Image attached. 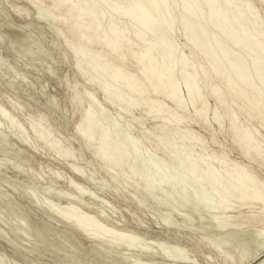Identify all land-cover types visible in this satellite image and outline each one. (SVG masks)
I'll return each instance as SVG.
<instances>
[{
	"label": "bare ground",
	"instance_id": "bare-ground-1",
	"mask_svg": "<svg viewBox=\"0 0 264 264\" xmlns=\"http://www.w3.org/2000/svg\"><path fill=\"white\" fill-rule=\"evenodd\" d=\"M253 1L254 0H24L26 4L34 7L37 10L36 13H37L38 18H41L42 14L46 13V15L44 14L46 18L45 17H42V18L43 19L49 18L48 22L45 21L49 23V25H50L49 20H51L53 23L58 25L57 30L60 31L61 37H63L66 40V42H68L69 39L75 42L74 49H73V46L71 45L72 50L74 51L72 59L73 57L77 56V58L79 57L82 60V61L79 60V62H84L86 64V67H87L86 75L89 74L88 81L92 82V84H94L95 86L99 88L106 102L110 103L112 106L114 105L121 109H125L126 111L124 110L123 113L124 112L127 113V111L129 112L131 108L132 109L139 108L140 111H144L145 112L144 114L149 115L153 120L158 121L157 119H161L162 121H164L160 125V133L157 135L158 140H155L152 143V145L151 143L148 142L150 146H152L151 150L148 149L147 150L148 152L144 150L145 154L143 152L142 154H140L142 156L140 163L136 161L137 164H140L139 167L141 168V170L143 169L142 172L144 171L146 173V174L144 173L145 175L142 178L146 183L148 182V184H149L148 180H151L153 184L152 183L150 184L154 185L152 187H154L155 189L162 188L165 186L164 188L165 190L166 186L167 187L172 186L173 187V189L171 188L172 190L171 189L167 190L169 189L167 188L166 189L167 191L166 190L164 192L161 191L162 193H164V195L162 196H165V199L168 197L173 200L177 199V196H178L179 201L177 200L176 201L179 204V206L175 204V206L177 205L178 207H180V204L182 206V203L185 204V202H183L185 200H181L182 194L180 195V198H179V195H178L179 192L185 193L184 192L185 190L190 189L191 191L189 192L191 194L189 193V195H191V197L189 195L188 196H189V200L191 201L192 199L193 201L191 202L193 207L189 206L192 208L190 209V211L193 210L194 212V210L196 211L198 210L202 214L206 213V215H209L208 222L206 223V225H203V226L206 229L207 235L209 236L213 235L214 237V239L213 237L209 239L211 241L215 240V243L217 244L218 242V245H215V243L213 244L212 242L207 241V237H206V241L203 240V237L201 239H197V238L194 239L196 232L184 233V236H187L186 240L184 238L182 240L180 239L182 237H178V236L174 238L171 237L168 233L174 228L172 226L173 221L171 223L169 221L170 219L168 220L167 218L168 216L167 217L164 216V218L160 219L162 220L160 224L161 229L163 230V234H165L167 238H169L170 236L172 239L170 238L168 241H164L158 237L153 240H148L146 242L147 244L145 243L146 246L142 244L143 247L140 248V251L143 253L142 257L147 256L148 254L147 258L139 257L133 260L132 262L130 260L131 263L128 262V264H197L198 260L194 256L190 257L189 255L186 254V248H188V246H191L193 250L197 252V254H200V256L202 255L203 261L208 264H214L215 260L219 261L220 262L219 264H251L256 261H258L257 264H264V180L259 177V175L257 174V172L255 171L253 167V165L255 164L258 166L264 167V137H261L262 135L258 129H255V128L251 129V124H250L251 122L256 121L261 126V128L264 130V19L260 15V13L257 11V9L255 8ZM261 1H264V0H261ZM44 4H48V5L44 6ZM25 16L28 17V15H25ZM127 20L129 21V23ZM1 25L2 24H0V28H1ZM175 25L177 26L180 25V28L182 30V35L184 36L186 40L184 45L185 47L187 46L189 50L187 54H183L182 52L180 56H179L180 52H178V48L180 47L177 48L176 46L178 45H175L174 42H172L173 35L175 34L174 33ZM25 26L28 28L27 25ZM47 29H48V26H47ZM58 31H55V33L57 32L58 34ZM0 41H3V40L1 39ZM57 41L58 40H56V42ZM66 42L64 43L65 45H67ZM10 43L13 46L11 47L15 48L14 50L16 52L18 51V49H22V52L24 54H19V57L25 56L26 54L28 56V53H31V51H35L33 52V55H35L37 59L39 58L43 59L46 56H49V50L37 38H33L28 35L27 36L19 35L15 37V40L11 39ZM57 43H61V42H57ZM55 44L56 43L50 44V45L54 46ZM55 46L53 48H55ZM65 47H68V45ZM69 50L70 52H73L71 49ZM26 58H24V60ZM52 58H51V61H52ZM31 59L32 58H29V60ZM75 60H74V63L78 62ZM75 64L77 66L78 63H75ZM130 65L134 66L135 68L134 72L132 73L131 71L127 70ZM84 68L82 67L83 71L85 70ZM48 70H51V68ZM52 70L49 71L50 75L52 74L51 73ZM177 71H178V75H176ZM84 72H82V78L84 77L83 76ZM21 75H22V72H21ZM73 75L74 74H72V76ZM25 79L23 78V81H26ZM73 79L74 77L72 78V80ZM46 82H43V83H46ZM66 83L69 84V81ZM72 83L73 84L76 83V78H75V82H72ZM97 83L99 84V86L97 85ZM68 84H66L67 89H68ZM180 85H183L185 87V96L180 94L181 92ZM31 86L33 87V85ZM77 86L78 85H76V89H77ZM79 87L82 88L80 84H79ZM201 89H203L207 94H210L214 98L217 106L227 107L226 110H224V113L226 117L228 118V129L230 130L231 140L233 144L237 146L239 154L248 160L249 165L243 164L233 159H229L228 155L223 151L216 152L212 149H209V147L205 144L203 140L204 138L202 137L203 138L202 139L198 131L196 132L190 126V123H195L199 125L200 127H202L203 129L209 130L208 129L209 127H207L208 125L206 124V123H209L207 121L208 119L206 116V114H208L206 113L207 111V108L205 106L206 100L204 99V93ZM84 91L82 93H85V95L89 97L88 95L90 92L88 91L84 92ZM40 93L43 94V91ZM76 95L77 94L75 93L74 96ZM87 97L85 98V100L87 99ZM72 99L71 101L74 100ZM7 101H9V97ZM89 101L91 103V100ZM51 102L53 103V101ZM77 102L79 101L77 100ZM98 102H94V103L98 105ZM16 105H18L19 107L20 104H16ZM73 105L75 106V103ZM14 106H15V103H14ZM21 106L23 105L21 104ZM21 106L19 107L20 109H21ZM188 106L192 108L191 111L190 109H188ZM232 106L236 107V109L238 110V114L239 113L244 114V116L246 117V121H247L246 124H244L243 122H240L239 116L234 112L235 110L234 108H232ZM94 107L95 105H93V107L91 108L95 110ZM97 108L99 109L102 107L98 106ZM214 108H215V111L213 110L214 113L212 115L213 119L214 121L218 122L217 124L219 126H221L220 119H219L221 116V115L219 116L220 110L218 111V109H216L217 108L216 106ZM121 109L119 110L121 111ZM91 110L90 108L89 110H85L83 117L82 118L80 117L81 121H83L82 123L81 122L80 123L83 125L85 124V126L82 127V125H80L81 127L75 126V128L77 127V132L85 140L90 139L92 137L93 131L95 129L96 131L98 130L97 131L98 132V143H97L98 145L96 144L98 149H95L96 146H94V148L92 146L91 148L92 150L94 149L93 150L94 152H96L95 150H97V153L95 154H97V158L106 165L105 167V169H107L106 171L110 170L108 171L109 174H111V171L118 172L120 169L119 166L121 165L120 159L123 155L122 153L124 152V150L126 151V153L124 154H126L127 156L129 155V158L133 160L138 157L139 153H141L139 151L140 150V146L138 145L139 141H136L137 143H133L135 145L137 144L139 146V149L137 145H136V148L133 146H132L133 148H128L129 146L127 147L124 144V142L117 143L118 141L117 142H115L116 140L113 141L110 136L111 131L109 133L107 128H105L104 125H103L104 127L99 125L97 122L98 120L94 118L93 115L99 114V113H97V111L95 110L96 112L94 114L93 110H92L93 113L91 112ZM0 114L2 117H5L6 115H8V112L1 109ZM101 114H103V112H101ZM72 115L73 114H71V116ZM142 115L140 116L142 117ZM40 116L41 115H39V117ZM105 116H106L105 118H108L107 117L108 115H105ZM30 117H32V115ZM33 118L34 117H32V119ZM103 118L104 116L101 117V119ZM105 118L104 120L106 121ZM111 118L113 117H110V120L112 122L113 120ZM110 120H108V122ZM116 123L114 125H116ZM1 124L2 123H0V125ZM39 124L41 126V123ZM181 124L183 125L180 126ZM31 125L33 127V124ZM16 126L18 127V123ZM12 127H13L12 130L14 129L13 131L15 132L14 126ZM35 128L36 127L34 126L33 129ZM40 128L37 129L38 131L35 129V130H32V132L33 131L37 132L36 134L38 135V133H40L39 131ZM140 128L141 127H139V129ZM22 130H24V132L26 131L24 128ZM19 131H20V128H19ZM133 132L137 133L136 130ZM45 133L44 131L43 133L41 131L40 134L42 135L43 138L41 137L42 139L40 138H37V139L42 140V141L48 140L47 139L48 136L46 137ZM59 133L57 132V134ZM138 133L136 135H138ZM146 133L148 134V132ZM24 135L25 137L28 138V136H26V133H24ZM51 136H54V135H51ZM128 137L130 138V135H128ZM174 137H177L181 141V143H178L174 139ZM93 139L95 138L93 137L92 140ZM164 139H167L166 140L168 141L167 145L163 144L165 143V142H162L164 141ZM120 140H122V138ZM145 140L147 141L148 139H145ZM211 140L215 144L213 131L211 132ZM28 141H31V140H28ZM49 141L50 140H48V142ZM53 141H56L55 138ZM87 141L89 142V140ZM127 141L128 140L126 139V142ZM50 143H48L49 147L51 145ZM128 144L131 145L130 143ZM22 145L24 147L16 146L14 148L13 146L15 145L12 144V142L9 139V136L6 133H1L0 131V156L9 158L10 160L12 159L21 165L27 166L29 171L28 170L26 172L23 171L25 174V177L27 180L34 181V179H36V177L39 174L36 176L35 172L33 171L32 161L30 158L31 153L29 154V150L31 149L33 151H36V150H34V147L30 146V144L27 145L26 143H22ZM88 145H91L90 142L88 143ZM27 147L29 150L27 149ZM57 147H58V150L56 149L57 154H55V156L56 155L58 156V154L61 153V152L58 153L59 149L61 148H59L58 145ZM50 149L52 150L54 148H50ZM70 149L67 148L68 151ZM128 149H133V150L129 152ZM89 150H91L90 147H89ZM53 151H51L52 154H54ZM71 151L73 150L71 149ZM71 151L70 153L69 152L67 153L65 152V153L69 155L71 154ZM156 152L157 153L159 152V154L161 153L165 154L164 157L167 156L169 160L167 159L166 162L164 161V164L165 165L173 164V166H170V167L172 168L174 172L172 173L166 172V170L163 169L168 174L162 173L158 175V173H161V172H157L159 169L158 166L161 162L159 163V161L155 160L154 162L152 161L153 159L151 160L152 157L153 158L155 157L154 153ZM65 153L63 152V154ZM60 155H59L60 157H63L62 153ZM71 155L73 159L74 154H71ZM71 155H69V158ZM65 156L67 155H64L63 158H65ZM157 158L158 157L156 156V159ZM126 159L128 160V162H130L128 157ZM127 160H126V165L128 163ZM9 161L7 160V164ZM132 161L130 163L134 162ZM134 164H132L131 166H134ZM21 165L19 167H21ZM5 166L4 168H6ZM14 166L16 168L17 165L11 164V167H14ZM76 167L73 165L70 166V168L74 170L78 174V176L84 175V173L82 174V172L84 171H82L81 169L82 172H80V169ZM99 167L100 168L102 167V170L104 169L101 164L99 165ZM127 167H130V165ZM134 167L133 169H135ZM79 168H82V167L79 166ZM140 168H137L136 170L138 169L140 170ZM22 169H24V167ZM133 169L131 171H133ZM47 170L46 171L50 173L49 169ZM76 170H79V172H77ZM14 173L18 175L20 173L19 169L18 171L15 170ZM128 173H129V170H128ZM135 173H134V176H136ZM141 173L139 175H141ZM53 175L54 176L57 175V172L56 174L54 172ZM58 177L59 175L57 176V178ZM49 178L50 177H48V179ZM122 178H120V180ZM127 179L129 180L130 178L128 177ZM38 180L42 181L41 178L40 179L38 178ZM90 180L92 179L90 178ZM144 181L143 183L145 184ZM68 182L70 185L69 187L73 189L76 188L79 192L78 194L80 195H86V192L89 190V189L84 190L83 187L78 186L79 183H77L76 181L70 180V178ZM138 182L141 183V181L139 180ZM119 183L123 184L122 182H119L118 180L117 185H119ZM148 184L145 186L150 187L148 186ZM26 186L27 185L24 184L22 188L24 191L28 189V188H25ZM119 186L121 187V185ZM45 187L47 188V186ZM126 187L128 186L126 185ZM46 188L44 190H46ZM141 189L143 191L144 189L146 190L145 187ZM150 189L152 188L150 187ZM153 189L151 191H153ZM44 190H42L41 192H43ZM52 190L56 191L54 188H52ZM118 191L119 190H117V192ZM151 191L148 193H151ZM13 192H15L14 189H13ZM32 192H29L28 194ZM46 192L48 193V191ZM63 192L64 191H62L60 195ZM153 193L154 194L151 193L152 195L149 198H151L152 196L156 198L161 197L158 194H162V193H158L155 191ZM155 193H158L157 194L158 196L157 195L154 196ZM34 195H35L34 197H37L35 192H34ZM67 195L68 194H66L64 198H67L68 197ZM149 195L150 194H148V196ZM71 196L69 197L72 198ZM10 197L12 198V196ZM60 197H63V196L61 195ZM60 197L57 198L58 202H53L50 200L48 201L49 208L47 205V208H48L47 211L53 214L55 213V215H58L59 219L63 220V222L65 223L72 225L73 229L77 231L78 233H82L86 236L89 235V237L91 236V238L93 237V240L95 242H99L101 240H109L111 242H115L118 245H121L123 248H128V250H130L131 248L136 249L141 240H146L142 235L144 233V229H141L140 225H137V227L140 230H142V232L136 229L129 230L126 227H118L116 225L117 222H115L114 220L113 221L109 220V218L107 219L104 216L100 217L101 215L105 214L104 212L103 214H101L102 210L100 211L98 209H94V210L90 209L88 211H81V209L76 207L74 204H71V202H66V204H61L60 200L62 198ZM89 197H90V193H89ZM94 197L97 198L96 196ZM43 198L44 197L42 196V199ZM82 198H83L82 196L81 198L76 197V200L78 199L80 200ZM182 198H184V195L182 196ZM187 198L188 197H185V199ZM34 199L37 200V198H34ZM98 199L99 198H97V200ZM161 199L162 201H164L163 198ZM161 199H159L160 200L158 201L159 203H161ZM122 200H125V199H122ZM152 200H156V199H152ZM99 201H100L99 203L104 202V200L102 199ZM40 202L42 203V201ZM40 202L38 203L40 204ZM44 202H46V199ZM166 202L169 204L168 199L167 201L165 200V203ZM48 203L46 202V204ZM106 205L108 206V203ZM161 206L162 204L160 205V207ZM182 207H180V209ZM10 208L12 209V207ZM169 208H171V206ZM175 209H173V212H175ZM181 211H183V209L180 210L179 212ZM229 212L231 214H228ZM188 213L190 214L189 210H188ZM21 214L22 212L18 213L14 211L15 218L21 219L20 218ZM183 214H180L179 216L181 217ZM191 214H194V213H191ZM195 214H198V217H200L199 215H201L200 213H195ZM112 215H115V214H112ZM192 217H194V215ZM174 219H171V220H174ZM188 219L186 220L188 221ZM189 220L190 222L194 221L192 219H189ZM203 220L205 221L204 216H203ZM182 221H184V219ZM190 222H187V223H190ZM194 222L193 224L195 225ZM18 224L21 225L22 224L21 221ZM185 225L186 224H184L183 227H185ZM192 227L193 225L191 227L189 226V228H192ZM1 231H0V234L3 232ZM36 240L38 242L47 244V239L44 235L41 237H36ZM14 243L15 242L12 241L11 239L7 241V245L11 247L10 251L12 255H9L4 250H0V262H2V264L3 262L4 263L7 262L5 261L6 259H4L3 255L9 256V259H8L9 264H38L34 262L33 259L25 255L23 252L16 250L14 248L15 246L13 245ZM149 245L157 249L154 250ZM146 247L150 248V251H148L149 253H146L147 250H149V248H146ZM151 248L153 250H151ZM91 250H92L91 251L92 255H94V258H98V259L102 258L103 256L102 248L99 245L94 244ZM122 253H125V252L123 251ZM133 255H134V252H133ZM123 257L125 258V256ZM127 257L129 258V256ZM15 258H17L20 261H17ZM124 258L123 260L125 259L127 260V258L125 259ZM156 259H160V261H156ZM67 260H69L70 262V263L67 262L68 264L74 263L72 259H67ZM114 262L115 264H125V262L122 260H114Z\"/></svg>",
	"mask_w": 264,
	"mask_h": 264
},
{
	"label": "rangeland",
	"instance_id": "rangeland-1",
	"mask_svg": "<svg viewBox=\"0 0 264 264\" xmlns=\"http://www.w3.org/2000/svg\"><path fill=\"white\" fill-rule=\"evenodd\" d=\"M263 2L264 1H261V0H254L253 4H254L255 8L257 9V11L260 13V15L264 19V3ZM47 5L48 4H44V6H47ZM0 6H1L0 7V24H2L1 28H0V40L1 39L3 40V41H0V78H1L0 79V110L3 109L6 112H8V115L5 116L6 118L2 117L1 114H0V123H2L0 125V131H1V133H6L9 136V139L12 142V144L15 145V146H13L14 148L16 146L24 147L22 145V143H26L27 145L30 144V146L34 147V150H36V151H33L32 149L29 150L28 147H27V149L29 150V154L31 153L30 154V158H31V161H32L33 171L35 172L36 176L39 174L36 177V179H34V181L27 180L26 177H25V174H24V172H26L28 170L27 166L21 165L18 162L12 160V159L10 160L9 158H5V157H1L0 156V165L2 166L4 164L2 166V168L0 166V175H1L0 176V189L2 188L0 190V231L1 230L3 231V232L1 231L2 235L0 234L1 235L0 236V250H4L9 255H12L11 251H10L11 247L7 245V241L9 239H11L12 241L15 242L13 245L15 246L14 248L16 250L23 252L25 255H27L29 258L33 259V261L38 263V264H68L67 262H69V260H67V259H72L73 262H74L73 264H115L114 260H122V261L125 262V264H128V262L131 263L133 260H135L136 258H139V257L147 258L148 254H147V256L142 257L143 253L140 251V248L143 247V245L146 246L145 243L148 240H153V239H156L158 237L161 240H164V241H168L171 237L174 238V237H177V236L178 237H182V238H180L182 240H183V238L186 240L187 236H184V233L196 232V235L194 236V239L195 238L201 239L203 237V240L206 241V237H207V241H210V242H212L214 244L215 240H212V241L210 240L213 237V235H210L211 237L209 235H207L206 229L203 226V225H206V223L208 222L209 215H206V213L202 214L198 210L197 211L194 210V212H193V210L190 211V209H192L191 207H193L192 204H191V202H193L192 199H191V201L189 200V196L191 197V195H189V193H190L189 191H191L190 189L185 190L184 191L185 193L179 192L178 195H179V198H180V195L182 194L181 195V200H185L183 202H185V204L188 207L189 206H191V207L188 208L184 203H182L183 207L180 204V207H182L180 209V207H178L179 204L177 203V201H179L177 194H176L177 199H175V200L170 199L167 196H166L167 198L165 199V196H162V195H164V193H162V192H164L167 188H169L167 190H170L171 188L173 189L172 186L171 187L170 186L169 187L166 186L165 190H164L165 186L162 187V188H158V189L156 188L157 189L156 190L154 187H152L154 185H152L153 182L151 180H148L149 184L152 183V184L149 185L148 182L146 183L143 180V178H142L146 173L144 171L142 172L143 169L141 170V168L139 167L140 164H137L136 161H138V163H140L141 158H142V156L140 154H142V152L145 154L144 150L145 151H147L148 149L151 150L152 146H150L149 143H151V145H152V143L155 140H158L157 135L160 133V125L164 121H162L161 119H157L158 121L153 120L149 115L144 114L145 113L144 111H140L139 108H133V109L131 108L132 111L130 109L129 112L128 111H127V113L124 112L125 113L124 114L123 111L125 109H121V108H119L117 106H114V105L112 106L110 103L106 102L104 100V98L102 96V93L100 92L99 88L97 86H95L94 84H92V82L88 81L89 80V74L86 75L87 74V72H86L87 71L86 64L84 62H79V60H81V58H79V57L77 58V56L73 57V59H72V56H73V53H74V51L72 50V46H73V49H74L75 42H73L71 39H69L68 42H66V40L63 37H61L60 31L57 30L58 25L53 23L51 20H49L50 25L52 24L51 26L49 25V23H47L49 18L45 19L46 18V16H45L46 13H44L45 15L42 14V17H45L44 19L42 17L38 18L37 17V13H36L37 10L34 7L26 4V2H24V0H0ZM17 10L18 11L21 10V11L18 12ZM1 12H2V14H1ZM19 13H21V14H19ZM24 14L28 15V17H26ZM45 21H47V22H45ZM128 23H129V21H128ZM130 24H131V22H130ZM25 25H27L28 28ZM47 26H48V29H47ZM51 27H52V29H51ZM174 29H175L174 30L175 34L173 35L172 42H174L175 45H178V46H176L177 48L180 47V48H178V52H180V54L178 53L179 56L182 54V52H183V54H187L189 50H188V47L187 46L185 47V45H184L186 40H185L184 36L182 35V30L180 28V25L179 26L175 25ZM40 31H41L42 34L40 33ZM55 31H58V34H57V32L55 33ZM52 32H54V33H52ZM19 35H23V36H27L28 35V36H31L33 38L39 39L47 47V49L49 50V56H46L43 59L42 58L37 59L35 57V55H33V52H35V51H31V53H28V56L26 54L25 56H22L23 58L21 56L19 57V54H24L22 52V49H18V51L16 52L14 50L15 48H12L13 46L10 43L11 39L15 40V37H17ZM53 39L54 40L56 39V40H58L57 42H61V43H57L56 40L54 41ZM60 40H62V41H60ZM51 41H53V42H51ZM8 42H9V44H8ZM65 42L67 43L68 47H65V46H67V45L64 44ZM54 43L58 44V45L55 44L56 46L54 45L55 48H53L54 47L53 45H50V44H54ZM61 44H63V45H61ZM60 47H62V48H60ZM69 49H71L73 52H70ZM181 50H183V51H181ZM67 53H69V54H67ZM63 55H65V56H63ZM64 57H65V59L66 58L67 59L65 60ZM24 58H26V59L24 60ZM29 58H32V59L29 60ZM51 58H52V61L54 63L51 61ZM74 58L77 59V60H75ZM74 60L78 61V62H75V63H78L77 66L74 63ZM14 64H16V65H14ZM81 64H82V66H81ZM83 64H84V66H83ZM82 67L83 68L85 67L84 68L85 72L83 71ZM19 68H20V70H19ZM47 68L48 69L51 68V70L53 69L52 72H51L53 75L52 74L50 75L49 71H51V70H48ZM5 70H6V72H5ZM127 70L131 71V73H132V72H134L135 68H134V66L130 65ZM19 71L22 72V75H21V72H19ZM47 71H48V73H47ZM12 72H13V74H12ZM82 72H84L83 73V76H84L83 78L84 79L82 78ZM72 74H74V75L72 76ZM176 75H178V71H177ZM17 76H18V78H17ZM73 77H74V79L72 80ZM23 78L24 79L27 78V79H25L26 81H23ZM75 78H76V83L73 84L72 82H75ZM85 78H86L87 81L85 80ZM68 81H69V84L66 83ZM43 82H46V83H43ZM65 83L68 84V89H67V85ZM94 83H96V82H94ZM79 84L82 86V88L79 87ZM31 85H33V87ZM39 85H40V87H39ZM71 85L73 87H75V88H73ZM76 85H78L77 89H76ZM97 85L99 86L98 83H97ZM180 88H179L180 91L182 93L184 92L183 94L180 92V94L185 96V87L183 85H180ZM23 90H25V91H23ZM41 90L43 91V94L40 93V92H42ZM84 90L90 92L89 95H88L89 97H87L85 95V93H82ZM201 90L204 93V99L207 101V102L205 101V103H206L205 106L207 108L206 113H208V114H206V116H207V119H208L207 121L209 123H206V124L208 125L207 127H209L208 128L209 130L203 129L202 127H200L199 125H197L195 123H190V126L196 132L198 131V133L201 136V138L202 137L204 138V139L203 138L202 139L204 140L205 144L209 147V149H212V150H214L216 152L223 151V152H225L228 155L229 159H233V160L239 161V162H241L243 164H248L249 165L248 160L245 157H243V156H241L239 154L237 146L235 144H233V142L231 140L230 130L228 129V118L226 117V115L224 113V110H226L227 107H225V106H217L216 103H215L214 98L210 94H207L203 89H201ZM38 91H39V93H38ZM75 93L77 94L76 96H74ZM81 94L82 95L84 94V95L82 96ZM47 95H48L49 98L47 97ZM79 95H80V97H79ZM44 96H46V97H44ZM8 97H9V101H7ZM70 97H72L74 100L72 98H70ZM86 97H87V99L89 98L88 100L87 99L86 100L89 102L90 105L85 100ZM10 99H12V100H10ZM71 99L73 101H71ZM50 100L53 101V103ZM77 100L81 104L79 102H77ZM89 100H91V103L93 101L92 105H91ZM13 102L15 103V106H14ZM73 102L75 103V106L73 105L74 104ZM94 102H98V105L95 104ZM11 103H13V104H11ZM51 103H52V105H51ZM16 104H20L19 107L21 106V104L23 106H21V109H20L18 107V105H16ZM12 105H13V107H12ZM93 105H95V107H94L95 110H96V108L98 106L102 107V108H99V109L97 108L96 111L99 114H101V112H103V114H101V115L95 114L96 111L93 108H91V107H93ZM190 106H188V109H190V111H191L192 108ZM215 106L217 107L216 109H218V111L220 110L219 111V116L221 115L222 118L220 116L219 119H220V123H221L222 127L219 126L217 124L218 122L214 121V119H213L212 115L214 113L213 110L215 111V108H214ZM54 107H56V108H54ZM113 107H114V109H113ZM49 108H50V110H49ZM74 108H76V109H74ZM81 108H83V109H81ZM89 108H90V110L91 109L93 110V112L95 114L93 116H94V118L96 120H98L97 121L98 124L101 125V126L104 125L105 128H107V130L109 131V133L111 131L110 136H111L113 141L116 140L115 142L118 141L117 143H119V142L123 143L124 142V144L127 147L129 146L128 148H133V147L136 148L137 144L135 145L133 143H137L136 141H139L138 145L140 146V150L139 151L141 153H139L138 157L139 156H141V157H139V158L137 157L134 160L130 159L129 155L127 156L126 154H124V153H126V151L124 150V152L122 153L123 155L121 157L122 160L120 159L121 163L119 162L121 164V165L119 164L120 165L119 166L120 169L118 171L120 174L117 171L116 172L115 171H111L112 175L109 174L108 171H110V170L106 171L107 170V169H105L106 165L97 158V154H95V153H97V150H95L96 152L93 151L94 149L92 150L91 147L93 146V148H94V146H96V144L98 143V132H97L98 130L96 131V129H95L93 131L92 137L90 139H86L85 140L77 132V127L75 128V126H80V125H82V127L85 126V124L84 125L81 124L83 121H81L80 117L82 118L83 114H84V111L85 110H89ZM232 108H234V110H235L234 112L239 116L240 122H243L244 124H246L247 121H246V117L244 116V114H241V113L238 114V110L236 109V107L232 106ZM119 109H121V111ZM21 110H23V111H21ZM92 110H91V112H92ZM104 111H105L106 114L104 113ZM71 114H73L74 116L73 115L71 116ZM29 115L30 116L32 115V117H34V118L32 119V117H30ZM39 115H41L40 116L41 118L39 117ZM102 115L104 116V118L106 117L105 115H108L107 117L109 119L105 118L106 121L104 120V118L101 119V117H103ZM140 115H142V117ZM7 117H9V118H7ZM23 117H25V118H23ZM96 117H98V118H96ZM110 117H113L111 119L114 122L115 121L117 122V123L115 122L116 125H114L115 123L113 121L111 122ZM10 118H11V120H10ZM35 119H36V121H35ZM108 120H110V121L108 122ZM141 120H143V121L145 120V121L143 122ZM9 123H10V125H9ZM17 123H18V127L20 128V131H19V128L16 126ZM36 123H38V124H36ZM39 123H41V126H40ZM31 124H33V127H32ZM250 124H251V129L252 128L258 129L260 131L261 135H262L261 137H264V130L261 128V126L258 124V122L254 121V122H251ZM182 125L183 124H181L180 126H182ZM12 126H14V128H15V132L13 131L14 129L12 130V128H13ZM34 126L36 127L35 128L36 130L41 127L39 129L40 133H41V131H42V133H43V131H44V133L46 131L45 135H46V137L48 136L47 139L50 140V141L48 142V140H44L43 139L44 141H42V140L37 139V138L42 139L43 137H42V135L40 133H38V135H37L36 134L37 132H34V131L32 132V130H35V129H33ZM47 126L49 127V129H48ZM22 127L26 130L25 132H24V130H22L23 129ZM139 127H141V128L139 129ZM21 130H22V132H21ZM135 130L137 131V133L139 132L138 135H136L137 134L136 132H133ZM118 131H119V133H118ZM123 131H124V133H123ZM212 131H213V136H214V139H215V144L211 140V132ZM52 132H54V133H52ZM57 132L58 133L60 132V133L57 134ZM125 132H127V133H125ZM146 132H148V134ZM24 133H26V136H28V138L25 137ZM121 133H123L125 136L123 134H121ZM127 134L130 135V138L128 137ZM39 135H40V137H39ZM51 135H54V136H51ZM121 135H122V137H121ZM15 136H16V138H15ZM131 136H132V138H131ZM143 136H144V138H143ZM21 137H22V139H21ZM53 137L55 138L56 141H53L54 140ZM93 137L96 140L93 139L94 140L93 141L92 140ZM120 137L122 138V140H120L121 139ZM123 138L125 139V141H124ZM139 138H140V140H139ZM27 139L31 140V141H28ZM126 139L128 140L127 142L130 143L131 145H129L126 142ZM145 139H148L150 141H148V140L146 141ZM174 139L178 143H181V141L177 137H174ZM87 140H89L91 145H88L89 142ZM166 140L167 139H164V141H162V142H165V143H163L165 145H167V143H168V141H166ZM95 141H97V142H95ZM48 143L51 144L50 147H49ZM84 143H86V144H84ZM57 145L59 146V148H61V149H59L58 153L61 152L63 157H64V155H67L68 157L67 156H65V158L60 157L61 153H59L58 156L57 155L55 156V154H57V150H58ZM51 146H53V147H51ZM88 146L90 147L91 150H89ZM139 146H138V149H139ZM44 147H46V148H44ZM96 147H95V149H98V147L97 148ZM50 148H54V149L51 150ZM67 148L68 149L71 148L73 151H71V149L68 151ZM132 150L133 149H128L129 152H131ZM51 151H53L54 154H52ZM62 151L64 153L65 152L66 153L67 152L70 153V151H71V154H74L73 156H74L75 159L74 158L72 159V155L71 154H69V155H71L70 158H69V155L66 154V153L63 154ZM91 152H92V154H91ZM152 154H153V152H152ZM162 154L163 153L159 154V152L158 153L157 152L154 153V156H155L154 158L155 159L151 156L152 157L151 160L153 159L152 161L155 162V160H156V161H159V163L161 162L160 164L157 162L159 164V166H158L159 169H158L157 172H161V173H158V175L162 174V173L163 174H168L166 172H170V173L174 172L172 170V168L170 167V166H173V164H166V165L164 164V161L166 162L168 158H167V156L164 157L165 154H163V155ZM126 156L130 160V162L132 160L134 162L133 161H132L133 163L128 162V160L126 159L127 158ZM156 156L158 157L157 158L158 160L156 159ZM163 158H164V160H163ZM70 159H72L73 161L70 160ZM7 160L8 161L10 160L12 162L9 161L10 164H9V162L7 164ZM65 160L67 161L68 164L66 163ZM126 160L128 162L127 165H126ZM5 162H6V164H5ZM134 163L137 164V165H135ZM11 164L17 165L16 168H18L19 171H20V173L18 175H16L14 173V171L15 170L18 171V169H16L15 166L11 167ZM100 164L105 169V170L103 169L104 171L102 170V167L101 168L99 167ZM128 164L130 165L131 169H130V167H127V166H129ZM132 164H134L135 167L131 166ZM20 165H21V167H19ZM71 165H73L75 167L77 166L76 168L80 169V172L84 171V172H82V174L84 173V175L78 176V174L74 170H72L70 168ZM4 166L6 168H4ZM79 166L82 167V168H79ZM23 167H24V169H22ZM133 167L135 169H133ZM253 167H254L255 171L257 172V174L259 175V177L264 180V167L258 166L256 164L253 165ZM137 168H140L141 171L139 169L136 170ZM47 169H49L50 173L47 172L48 171ZM81 169H82V171H81ZM127 169L129 170V173H128ZM132 169H133V171H131ZM163 169H165L166 172ZM98 170H99V172H98ZM122 170H123V172H122ZM76 171L79 172V170H76ZM138 171H139V173H138ZM54 172H55V174L57 172V175L54 176L53 175ZM88 172H90V173H88ZM96 172H97V174H96ZM106 172H107V174H106ZM134 173H135L136 176H134ZM140 173H141L142 176L139 175ZM46 174H47V176H46ZM58 175H59V177L57 178ZM128 175H130V176H128ZM113 176L116 177V178H114ZM140 176H141L142 179L140 178ZM48 177H50V178L48 179ZM89 177L92 180H90ZM128 177L130 178L129 180L127 179ZM38 178L39 179L41 178L42 181H39ZM69 178H70V180H73V181H76L77 183H79L78 186L83 187L84 190L89 189L86 192V195H80V194H78L79 192H78V190L76 188H74V189L70 188L69 187L70 185H69V182H68ZM120 178H122V179L120 180ZM50 179H52V180H50ZM115 179H116V181H115ZM117 179L119 180V182L123 183V184L119 183V185H121V187L119 185H117L118 184V180ZM133 179H135V180H133ZM136 179H137V181H136ZM138 180L141 181V183L143 185L140 182H138ZM130 181L132 182V184H131ZM143 181L145 182V184L143 183ZM3 182H4V184H3ZM5 183H6V185H5ZM32 183H34V184H32ZM52 183H54V184H52ZM24 184L27 185L25 188H28L27 190H29V191H27V190L24 191L22 189ZM104 184H106V185H104ZM147 184H148V186H150L152 189L154 188L155 190L153 189V191H151L152 189H150V187L145 186ZM7 185H8V187H7ZM126 185L128 187H126ZM45 186H47V188L49 190ZM43 187H45L46 190H44L45 188H43ZM49 187L51 188V190H50ZM68 187H69V189H68ZM144 187L146 188L147 191L145 189H144V191L141 189V188H144ZM10 188H12V189H10ZM52 188H54L56 191L52 190ZM123 188H124L125 191L126 190L127 191L125 192L123 190ZM148 188H149V190H148ZM13 189H14L15 192H13ZM41 189L44 190V191L41 192L42 191ZM57 189H58V191L61 189L60 190L61 192L64 191L61 194L63 197H60L61 196L60 195L61 192L59 191L60 192L59 193L57 191ZM116 189L119 190V191L117 192ZM201 189H203V188H201ZM32 190H33V192H32ZM46 191H48V193ZM150 191H151L152 194H154L153 193L154 191L158 192V193H162V194L155 193V195H154V196H156L158 194L161 197H157L156 198V197L152 196L151 198H149L152 195L151 193H148ZM29 192H32V193L28 194ZM34 192H35L37 197H34L35 196ZM55 192H57V193H55ZM87 193H88V195H87ZM89 193H90V197H89ZM128 193H129V195H128ZM147 193L150 194V195L148 196ZM63 194H65V195L68 194L67 195L68 199L64 198L65 195H63ZM70 194L73 195V196H71ZM30 195H32V196H30ZM183 195H184V198H182ZM10 196H12V198ZM42 196L44 197L43 198L44 200L42 199ZM69 196H71L73 199L70 198ZM81 196L83 197L82 199L76 200V197L77 198H79V197L81 198ZM94 196H96L99 199L97 200V198H95ZM58 197L62 198L60 200L61 204H66V202H71V204H74L76 207L81 209V211H88L90 209H93V210L94 209H98L100 211L102 210L101 214H103V212L105 214L101 215L100 217L104 216L107 219L109 218V220H112V221L114 220L115 222H117L116 225L118 227H126L129 230L130 229H136V230H139V231L142 232V230H140L137 227V225H140L141 229H144V233L142 235H143V237L146 240H141L140 241L141 243L139 242L137 248L136 249L135 248H131L130 249L131 251L128 250V248H123L121 245H118L115 242H111L109 240H101L99 242H95L93 240V237L91 238V236L89 237V235L86 236V235H84L82 233H78L77 231H75L73 229L72 225H70L68 223H65V222H63V220L59 219L58 215H55V213L53 214V213L47 211L48 208H49L48 201L50 200V201H53V202H58V200H57ZM91 197H93L95 199H93ZM185 197H188V198L185 199ZM34 198H37L38 201L36 199H34ZM100 198L102 200H104V202H106V203H104V202L103 203L102 202L99 203L100 202L99 200H101ZM158 198L159 199L163 198L164 201H162V199H161V203H159L158 201H160V200ZM45 199H46V202L48 204H46V202H44ZM74 199H75V201H74ZM122 199H125L126 201L122 200ZM150 199L151 200L152 199H156V200H152L151 201ZM167 199L169 200V204L167 202L165 203V200L167 201ZM39 200L42 201V203ZM170 200H171V202H170ZM141 201H142V203H141ZM156 201H157V203H156ZM38 202H40V204ZM172 202H173V204H172ZM107 203H108V206L106 205ZM161 204H162V206L160 207ZM167 204H168L169 207L171 206V208H169L167 206ZM175 204H177L178 206L176 205L177 206L176 207ZM47 205H48V208H47ZM83 205H85V206H83ZM86 205H88V206L90 205V206L88 207ZM109 205H110V207H109ZM10 207H12V209ZM173 209H175V212H173ZM177 209H179V210H177ZM182 209H183L184 212L183 211L179 212ZM13 210L15 212H18V213L22 212L21 217H20L21 219L15 218ZM188 210H189L190 214L188 213ZM160 211H162V212H160ZM173 213H175V214H173ZM191 213H194V214H191ZM195 213H200L201 214V215H199L200 217H198V214H195ZM112 214H115V215H112ZM180 214H183V215L180 217L179 216ZM228 214H231V213L229 212ZM105 215H107L109 217H107ZM193 215H194V217H192ZM202 215L205 217V221L203 220V216ZM164 216L165 217L168 216L167 217L168 220L170 219L169 221L171 223H172V221H173V223H175V224L172 223V226L174 228L168 233L171 236V237L169 236V238H167L166 235L163 234V230L161 229V225H160L161 222H162V220H160V219L164 218ZM186 217H188V218L191 217L189 219H192L195 222L192 221V220H191L192 222H190V220L188 218H186ZM171 219H174V220H171ZM183 219H184V221H182ZM186 219H188V221ZM22 220H23V222H22ZM20 221L22 223L21 225L18 224ZM175 221L177 222V224H176ZM186 221L190 222V223H187ZM201 221H202V223H201ZM182 222L184 224H186L185 227H183L184 224ZM193 222L195 223V225L193 224ZM22 225H24V226H22ZM155 225H157L158 227L155 226ZM192 225H193V227L189 228V226L191 227ZM25 226H27V227H25ZM24 227H25V229H24ZM185 229H187V230H185ZM188 229H190V230H188ZM200 229H201V231H200ZM204 233H205V235H204ZM43 235L47 239V244L38 242L36 240V237H41ZM199 236H201V237H199ZM213 239H214V237H213ZM94 244L99 245L102 248L103 256L100 259L94 258V255H92L91 248H92V246ZM215 245H218V242H217V244L215 243ZM150 247H152V246H150ZM146 248H149V247H146ZM152 248L154 250L157 249L155 247H152ZM152 248H151V250H153ZM123 251L125 253H122ZM148 251H150V248H149V250H147L146 253H149ZM133 252H134V255H133ZM186 254L189 255L190 257L194 256L198 260L197 264H208V263L203 261L202 255L200 256V254H197V252L195 250H193V248L191 246H188V248H186ZM126 255L129 256V258ZM132 255H133L134 258L132 257ZM231 255H233V254H231ZM3 256H4V259H6L5 261H7L5 263L3 262V264H9V261H8L9 256H7V255H3ZM123 256H125V258H127V260ZM123 258L126 261L123 260ZM15 259L17 261H20L17 258H15ZM130 260H131V262H130ZM156 261H160V259H156ZM214 262H215L214 264H219L220 263L217 260H215ZM257 262L258 261L253 262L251 264H257ZM0 264H2V262H0Z\"/></svg>",
	"mask_w": 264,
	"mask_h": 264
}]
</instances>
